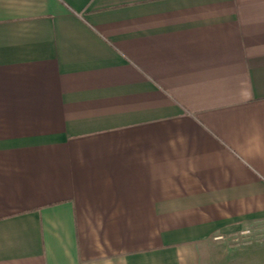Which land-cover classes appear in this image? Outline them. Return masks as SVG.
I'll use <instances>...</instances> for the list:
<instances>
[{"label": "crops", "instance_id": "1", "mask_svg": "<svg viewBox=\"0 0 264 264\" xmlns=\"http://www.w3.org/2000/svg\"><path fill=\"white\" fill-rule=\"evenodd\" d=\"M0 264H264V0H0Z\"/></svg>", "mask_w": 264, "mask_h": 264}]
</instances>
